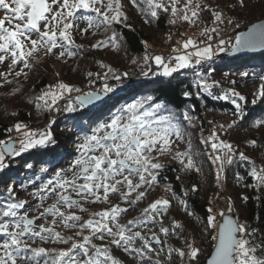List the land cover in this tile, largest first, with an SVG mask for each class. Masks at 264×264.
Listing matches in <instances>:
<instances>
[{
	"label": "snow or ice",
	"instance_id": "1",
	"mask_svg": "<svg viewBox=\"0 0 264 264\" xmlns=\"http://www.w3.org/2000/svg\"><path fill=\"white\" fill-rule=\"evenodd\" d=\"M130 2L136 6L142 2L146 7H140V11L152 18H158V10L164 13L170 12L168 21L170 24H176L178 20L190 26L202 24L204 22L201 19V13L208 11L212 17L211 22L215 26L203 27L200 35L209 41L213 39V34H218L219 25L225 20L222 10L212 8L203 3V0H130ZM237 3L240 7L246 6V0H237ZM122 8L121 0H0V10L5 13L3 18H0V64L8 59L11 61L8 65L9 71L0 72V78L3 80L0 87H3V84L12 83L8 77L13 75L14 66L21 63L23 67L15 71L14 75L15 77L22 75L27 77L24 69L32 66L29 59L35 57L41 49L44 50L45 56L53 55L55 54L54 49H59L56 54L57 59L76 55L69 50L68 46L78 48L82 46L76 45L73 30H78L81 34L89 29L98 30L102 26L107 30L112 24H119L128 19ZM79 21H84L87 27L78 28ZM149 22L145 20V23ZM228 23L231 24L232 21L228 20ZM116 39L115 33L109 37L114 49L118 48ZM218 44L223 46L225 41L221 39ZM101 46L107 47L108 41H97L92 45L93 48ZM256 48H264V23L253 25L247 34L237 35L232 51L239 52ZM189 49L192 50L188 51ZM172 51L176 55L170 56L168 62L162 55L150 57L147 54L144 57L145 62L154 59L157 65L162 66V75L170 77L180 69L192 67L193 64L200 65L202 61L210 60L215 54L211 44L199 47L192 38H186L179 49L173 48ZM218 51L223 52L225 48L219 47ZM133 63L136 61L133 60ZM101 67L107 69L103 73V79L107 80L108 75L111 74L113 80H121V76L110 66L101 64ZM142 75L147 76L148 72L142 71ZM196 75L199 77L198 83L201 91L209 95H212L210 89L213 85L220 86L218 81L208 83L206 77L210 76V73L197 72ZM239 75L246 77L249 73L241 72ZM93 76L100 78L101 74L91 71L87 73V77ZM260 80L264 81V76H261ZM91 83L93 81L89 79V84ZM229 83L234 85L236 81L231 80ZM19 91V87L14 89V92ZM113 91L112 86L105 84L102 92H84L79 87L57 81L36 96L35 100L28 102L42 101V105L35 103L38 109L43 107L47 110L58 111L60 109L55 106L59 99L64 98L65 93H77L75 96H69L70 102L63 108V111L74 112L77 107L86 108L94 102L101 101L103 96ZM183 95L187 97L191 93L184 91ZM255 95L264 98V83L260 84ZM233 97L240 101L245 100V96L235 88H229L223 92V95L214 98L228 100ZM152 99L149 96L125 105L112 114L108 121L99 123L91 129L90 135L78 137L80 143L76 145V150L79 155L74 162L67 168L57 170L53 179L40 185L30 194L34 198H39L41 202L50 196L55 197V202L47 207H43L42 203L37 204L33 211H38L39 215L30 218L28 211L20 213L19 210L25 209L28 201L16 200L13 186L10 185L7 188L8 201L0 205V264H121V261L111 254L110 245L122 246L125 252L136 254L140 264H145V262L146 264H161L159 251L153 249L150 243V240H154L157 244L161 243L160 237L150 228L148 229L149 236L142 231H133L129 225L147 228L149 222H158L160 233L167 236L170 228L163 226L162 213L167 212L170 207L169 200H154L142 209L140 217L127 221V224H120L117 221L121 213L128 211L127 208H121L119 205L94 212L87 220H82L80 215L71 211L73 208L81 212L88 211L82 202L109 203L110 194H118L122 201L133 205L141 201L147 189L157 183L158 170L164 167L159 162L158 156L172 154L175 141L172 140L171 134L174 132L177 139H182V132L179 127L170 123V117H162L154 122L148 119L154 115V112L144 109L145 104ZM232 103L242 113L243 110L237 100L232 99ZM252 103L255 104L256 100L254 99ZM162 107L163 105L160 104L154 106L156 110ZM183 119L191 123L194 118L185 111ZM166 121L168 123H165ZM235 123L234 120L227 126L220 125L219 127L222 130L225 127L232 128ZM255 126L264 127V120H259ZM6 131L9 134L15 131L22 138L18 140L19 147H16L15 142L0 140V146H2L0 147V172L9 166L5 162L6 156L20 157L29 150L46 149L55 144L50 131L32 130L22 123H15ZM11 139L10 136L9 140ZM204 142H211L210 147L213 154L209 155V159L217 165V179L219 180L225 166L233 163V157L236 155L233 145L220 140L215 130ZM248 143L254 147L257 142L250 140ZM154 152L156 156L153 155ZM172 158L178 160L187 170L200 171L188 150L175 151ZM239 159L248 162L250 168L248 174L264 188V166H257L243 152L239 153ZM26 167L31 169L33 165L27 163ZM40 172L47 173L48 168L41 167ZM142 188H145V191H140ZM193 191H195V186ZM73 193L78 199L73 198ZM134 193L135 196L132 198ZM181 204L191 216L192 213L187 210L186 203L181 201ZM41 207L43 210L39 211ZM208 212L211 213L212 209L209 208ZM220 215L223 216L224 213ZM49 216L51 220L47 226L35 224L36 220L47 219ZM158 217L161 219L158 220ZM109 221L112 222V226ZM215 223L216 217L209 215L205 225L206 230L212 228ZM58 226L75 230V237L80 239L63 236L60 231L56 230ZM173 227L181 229L182 225L173 221ZM85 230L88 231V235H84ZM106 237L111 238L110 245H97L92 242L93 238L103 241ZM254 237L255 229H249L245 223L238 220L225 219L217 235L212 237L217 243L206 264H264V241L257 243ZM37 238L41 242L61 243L68 247L63 249L33 247L30 241L34 243ZM137 239L142 242L139 247L134 246ZM184 246L187 251L172 249L169 256L171 252H175L181 258L187 257L189 264H194L198 259L199 249L195 247L194 242H189L187 239H185ZM153 252L157 254L156 259H153L151 255Z\"/></svg>",
	"mask_w": 264,
	"mask_h": 264
},
{
	"label": "trees",
	"instance_id": "2",
	"mask_svg": "<svg viewBox=\"0 0 264 264\" xmlns=\"http://www.w3.org/2000/svg\"><path fill=\"white\" fill-rule=\"evenodd\" d=\"M212 1L213 5H210L208 0H203V3L210 5L214 9L221 5L229 17L226 21V26L228 25L229 27L228 36L226 33L223 39L225 44L223 46L220 45L225 48V51H220L210 60L202 61L200 65L194 64L192 67L180 69L170 77H165L162 73L157 72L155 63L145 62L144 57L149 51L151 43L159 41L162 36L170 35L173 38L185 36L186 30H190L200 39L202 37L200 35L201 29L205 26H213L212 17L208 11H204L201 14V19L204 22L202 24L198 23L196 26H190L180 20L176 24H170L168 22L170 12L164 13L158 10V18H152L150 15L140 11V7H146L142 2L139 6H136L130 0H121L122 11L128 17L126 21L119 24L114 23L107 30L103 26L98 30L89 29L87 33H94L93 35L99 36L93 43L86 44L87 46L78 43L79 38L73 33L76 45L82 46L79 48L68 46L70 51L76 53L73 56L75 59L88 58L93 64L89 71L100 73L101 75L107 71L106 68L101 67V64L110 66L121 76V80H113L111 74L108 75L107 80L99 79L98 86L101 92L105 84L114 88V91L108 94V99L100 105L90 108L77 107L74 112L63 111L69 101L67 97L75 96L76 94L73 95L71 93L57 102L55 107L61 111L57 117L52 118V110L40 108L44 119H48L44 127L51 128L55 144L50 145L46 149L29 150L20 157H7L6 163L9 166L6 170L0 172V205L8 201L7 188L11 185L14 188L16 200L28 201L25 209L19 210L20 213L28 211V214H30L29 210L33 208L30 204L37 199L30 194L37 187L54 178L53 172L59 167V161L68 157L71 159L78 157L79 153L76 150V144L80 141L78 137L82 138L84 135H90L91 129L95 128L99 123L108 121L112 114L125 105L151 96L153 99L145 104L144 110H152L154 112L153 117L155 115L160 118L170 117V123L179 127L182 135L187 138V146L183 151L188 150L190 152L200 171L187 170L178 160L160 158L159 162L164 167L158 170L157 183L153 186H161V190L167 188L174 196L168 208L167 218L163 219V226L169 227L170 232L167 236L160 233V224L158 222H149L147 228L136 227L135 225H129V227L133 231H142V233L149 236L148 229L150 228L152 232L160 235L161 243L157 244L154 240H150V243L153 249L159 251L161 264H180V257L175 252H171V256H169V252L182 243V238L186 235V229H174L173 221L183 224L184 228L191 226L193 222L196 224L202 223V227L204 226L202 232L204 248L202 247L199 250L198 257L202 259L200 264H206V260L214 246L215 240L212 237L215 236L216 230L215 225L208 230L205 228L208 216L213 213V210L209 213L208 209L213 207L214 201L220 200L222 194H224L217 182V165L209 159V155L213 154L210 147L211 142H204L212 131L216 129L214 116L207 114V111H210L226 114L230 123L234 120L236 121L235 125L229 128L227 132L230 144L233 145L236 155L233 157V163L226 165L224 172L220 175L223 176L226 187L232 188L231 198L228 199L231 211L236 210L239 222H248L250 229H255L254 239L257 243L264 241V188L259 186L257 181L248 174L250 171L248 162L239 159V153L243 152L257 166H264V127L257 128L255 126L259 120H264V98L255 95L260 84L264 83V81L260 80V77L264 76V53L221 55L232 49L235 44V37L246 24L264 18V5H259L264 0H246V6L244 7H240L237 0ZM84 14L93 15L91 13ZM146 19L150 22L145 23ZM228 20H231L232 23L229 24ZM81 22L85 24L86 28V23L84 21ZM113 33L117 37V49L112 48L109 40ZM105 40L108 41L107 47L93 48L91 46L97 41ZM145 42L147 43L145 44ZM103 50L112 52L116 56L110 59L99 57L98 52L101 53ZM55 51L58 52L59 49H54V53ZM40 55L44 61L42 59L39 62L36 61L33 67H39L41 77L36 82L33 90L27 92L28 94L19 91V93H6L0 96V140L15 133L13 131V133L9 134L6 131L7 128L12 127L15 123H29L36 119L34 117L36 114L34 111L36 108L35 103L42 105L43 102L29 103V100H35V97L40 95L42 91L47 90L50 84H55L57 81L64 82L62 78L58 77L54 67L51 66L52 61H49L54 54L45 56L44 50L41 49L35 57ZM133 60L136 63H133ZM30 62L33 64V60ZM89 71H84L82 75L87 77ZM142 71H147L148 75L143 76ZM197 72L201 74L210 73V76L206 77L209 84H212L213 81L219 82V87L213 85L210 89L212 95L201 91L198 83L199 77L196 75ZM241 72H247L249 75L246 77L240 76ZM124 73H127V75H124ZM89 79L87 77L83 82L87 84ZM231 80H235L236 84H230L229 81ZM229 88H235L236 91L245 96V100L240 101L236 97L228 100L214 98L223 95V92ZM184 91L190 92L191 95L185 97L183 95ZM232 99L237 100L243 110L242 113L237 110L236 105L232 103ZM254 99L256 100L255 104L252 103ZM156 104L163 105V107L156 110L154 108ZM185 111L194 118L191 123L183 119ZM250 140H256V146H251L248 143ZM189 145L191 146L190 148ZM27 163H31L33 167L28 169L26 167ZM41 167H47L48 172L41 173ZM194 186L195 191H193ZM23 191L27 192L24 197L21 196ZM245 197L247 199H244ZM181 201L186 203L187 210L192 213L191 216L184 210ZM176 203L178 206L174 207ZM175 208H178L179 213H181V221L178 220ZM141 211L134 212L128 217H120L119 223L127 224V221L140 217ZM157 219L159 220L161 217ZM70 236L77 240L80 239L75 237L74 232H71ZM109 240L107 238L104 242L101 240L97 242L98 239L93 238L92 242L97 245H110ZM30 243H32L33 247L56 249L68 247V245L61 243L41 242L38 238L34 243L31 241ZM141 243L137 239L134 246L139 247ZM110 249L111 254L119 259L121 264H140L136 254L125 252L122 246L110 245ZM151 255L153 259L157 258L156 252L151 253Z\"/></svg>",
	"mask_w": 264,
	"mask_h": 264
},
{
	"label": "rangeland",
	"instance_id": "3",
	"mask_svg": "<svg viewBox=\"0 0 264 264\" xmlns=\"http://www.w3.org/2000/svg\"><path fill=\"white\" fill-rule=\"evenodd\" d=\"M210 5H213V1L212 0H208ZM212 3V4H211ZM223 5V4H222ZM260 6L264 5V2L259 3ZM215 9L217 10H222L223 14H224V23L219 25V30H218V34H213V39L211 40V45L213 44V40H221L224 39L226 33L228 36V32H229V27L228 25L226 26V21L227 19H229L228 15L226 14L227 12L221 7V5H218V7H216ZM202 14V13H201ZM5 15V13L0 10V18H3V16ZM264 19V18H263ZM262 20V19H260ZM260 20H255L252 22H249L248 24L245 25L248 26L254 22L260 21ZM213 26H209V27H214ZM244 27V28H245ZM78 28L83 29L85 28V24L82 23L81 21L78 22ZM242 28V30L244 29ZM241 30V31H242ZM228 31V32H227ZM241 31L237 34L239 35L241 33ZM73 33L75 36H77V38H79V42L80 44H84V45H88L93 43V41H96L97 37L99 35H93L89 34L87 32L84 33H80L78 30H73ZM171 37L170 35L168 36H162V38L159 41L156 42H152L149 51L147 52V55L149 53H154L155 55H162L163 57H165V53H171L173 56L176 55V53H174L172 50L173 48H177L179 49L183 43V41L186 38H192L194 41L196 40V42L198 43L199 47H204L206 45V43L210 42L209 40H207L206 37H201L200 39L198 38V36L196 37L190 30H186L185 31V36H180V37H176V38H169ZM35 38V37H34ZM200 41H204V43H200ZM86 45V46H87ZM92 46V45H91ZM215 54L219 53L220 51H218V48L221 47L219 44L214 46L212 45ZM192 49H189L188 51H191ZM58 52L55 51V54L53 56L50 57V62L52 61V65L54 67V70L56 71V74L58 73V77L62 78V80L64 81V83H68L69 85H73L75 87H79L82 89V91L87 92V91H100L101 89L99 88L98 84H99V79L103 78V74L101 75L100 78H97L96 76L92 77V81L93 83L86 84L84 81V79H87V77L83 76L82 73L84 71H89L92 68V65L90 60H88V58L82 57V58H77L75 59V57L71 56H65L61 59H57V55ZM214 54V55H215ZM99 57H104V59H110L111 57L114 58L116 56V54H113L112 52H108V51H101V53L98 52ZM213 55V56H214ZM40 57V58H39ZM37 58H39L38 60L40 61V59H42L44 61V59L40 56L32 58L33 60V64L30 62L32 60L29 59V63L32 65L30 68H26L24 69V71L27 73V77L25 76H20V77H15L14 72L15 71H19L20 68L23 67V64H19L17 66H14L13 68V75L9 76L8 79L12 80L11 84H3V87H0V96L2 94H6V93H15L14 89L16 88H20L21 92H24L25 94H28L27 92H31L33 90V87L36 86V82L39 81L40 77H41V70L39 69V67H33V65L36 64ZM169 58V57H168ZM79 59V61H77ZM153 60V59H151ZM151 60H148L147 62H151ZM166 61V59H165ZM10 59L6 60V62H4L3 64H0V72H8V65L10 64ZM167 62V61H166ZM155 63V61H154ZM38 64V63H37ZM151 64V63H150ZM156 64V63H155ZM157 65V64H156ZM194 65V64H193ZM157 72L162 73L163 72V68L162 66L157 65ZM0 83H3L2 78H0ZM80 83V84H79ZM83 86V87H82ZM101 92V91H100ZM19 93V92H17ZM75 93H73L74 95ZM68 95V93H65L64 96ZM77 95V93L75 94ZM69 98V97H67ZM61 99H59L57 102H59ZM70 102V100L68 101V103ZM37 108V107H36ZM35 108V115L34 117L36 118L33 122H21L22 124H25L28 126L29 129L32 130H36V131H50L51 132V128L47 127L45 128L44 125L46 124V122H48V119L45 120L43 117V113H41V109H36ZM61 111H57V110H52V118L57 117L58 115H60ZM208 115H213L214 116V120L216 121V133L219 137L220 140H224L228 143H230L229 138L227 136V132L229 130V128L225 127V129H221L219 126L220 125H225L227 126L230 121H229V117L226 116V114L224 113H219V112H210L207 111ZM51 118V119H52ZM150 121H158L161 118L160 117H153L151 116V118H148ZM35 122V123H34ZM34 123V124H31ZM165 123H168L167 121ZM173 125V124H172ZM11 136V140H16V147H19L18 145V140L22 137H20L17 133H14L12 135H9L1 140L4 141H9V137ZM171 138L173 141H175V143L173 144L172 148H173V152L172 154H167V155H160L158 156V160L161 159H173L172 155L174 154L175 151H183L185 149V147L187 146V138L185 136L182 135V139H177V137L175 136V133L173 132L171 134ZM80 143V141L78 142ZM77 143V144H78ZM76 144V145H77ZM2 147V146H0ZM154 156H156L157 154L154 152L153 153ZM77 157V156H75ZM7 159V156H6ZM76 158H65L61 161H59V167L56 168L54 170L53 173H55L57 170L61 169V168H67L70 164H72L74 162ZM6 162V161H5ZM70 175V173H69ZM53 179V178H52ZM217 182L219 183L221 189L224 191V194H222L220 200H216L213 203V207H211V209L213 210V213L211 214L212 216L216 217V223L215 226V236L217 235V231H218V227H219V222L221 221V219L223 218V216H221V213H235L237 216V212L235 211H229V207L230 204L228 202V199L231 198V193H232V188L230 187H226V183L223 180V176L220 175L219 180L217 179ZM160 187L158 186H152L151 189H147L146 191V195L145 197L141 200L138 201L136 204L133 205H129L128 203L122 201L119 197L118 194H110L109 196V203H103V202H95V203H91V202H82L83 206L88 210L86 212H81L79 211V209L73 208L71 209V211H74L77 215H80L82 217V220H87L89 218H91V214L107 208H110L113 205H119L121 208H127L128 211L126 213H121L120 216H118L117 221L120 222V217L124 218V217H128L130 214H133L134 212H138L139 210H142L143 208L147 207L149 203L153 202L156 199H167L171 201L174 199V196L168 191V189H160ZM161 190V191H160ZM140 191H145V188L140 189ZM160 191V192H159ZM27 192L22 193V197L25 196ZM162 193V194H161ZM170 194V195H169ZM74 198L78 199L75 194H72ZM135 193L133 194L134 198ZM55 202V197L54 196H50L49 198L45 199L44 201H40L39 198L36 199V201H34L32 204H30V206H32L29 210V217H33V216H37L39 215L38 211H33V209L36 208L38 203H42L43 207H47L49 205H51L52 203ZM177 203L174 205V207H177ZM43 207H41L39 209V211L43 210ZM173 207V208H174ZM64 211H69L67 209H62ZM171 211V210H170ZM175 211L177 213L178 216V220L181 221V213H179V209L175 208ZM173 212V211H172ZM167 212L162 213V219L167 218ZM98 219V218H97ZM51 217H47V219L45 218H41L39 220H36L35 224L39 225V224H45V226H47V224L50 222ZM238 220V218H237ZM110 226H112V222L109 221ZM249 229H250V224L248 222L245 223ZM182 225L181 230H185L186 229V235L184 238H182V243L180 245L175 246L173 249H181L184 251H187V249L185 248V239H187L189 242H194L195 247H197L199 250H201V248L203 247V227H202V223L200 224H196L195 222H193L191 224V226L189 225L187 228H184V225ZM202 227V228H200ZM57 231H60L61 234L65 237L70 236L71 232H74L75 230H68L63 228L62 226H58L56 227ZM88 235V231L85 230L84 235ZM159 237H161L160 235H158ZM110 239V237H106V239ZM110 240L108 242H110ZM100 240L98 239L97 242H99ZM105 240H103L104 242ZM216 243V240L214 241V245ZM66 247V246H65ZM214 247V246H213ZM204 248V247H203ZM211 253V252H210ZM177 254V253H176ZM180 264H189L188 258L184 257L181 258L180 257ZM129 261H131L130 259H128ZM202 261V259L200 257H198V259L194 262V264H200Z\"/></svg>",
	"mask_w": 264,
	"mask_h": 264
},
{
	"label": "water",
	"instance_id": "4",
	"mask_svg": "<svg viewBox=\"0 0 264 264\" xmlns=\"http://www.w3.org/2000/svg\"><path fill=\"white\" fill-rule=\"evenodd\" d=\"M260 23H264V19H262V20H260V21H257V22H254V23H252V24L246 26V27L241 31V33L247 34V33L250 31V29H252V26H253V25H258V24H260ZM241 33H240V34H241ZM240 53H251V54H254V53H264V48H256V49H254V50H241V51H239V52H233L232 50H230V51H226V52L222 53L221 55H237V54H240ZM96 92H100V91H96ZM107 99H108V95H107V96H103V98H102L101 101L94 102V104H92V105H88L87 108H90V107H93V106L100 105L101 103H103V102L106 101ZM7 142H15V144H16V140H11V141L9 140V141H7ZM227 218H231V219H233V220H237V216H236L235 213H226V214L223 215V218H222L221 221L219 222V227L223 224L224 220L227 219ZM35 223H36V222H35ZM219 227H218V229H219ZM217 232H218V231H217ZM216 243H217V241H216ZM216 243H215V244H216ZM213 250H214V247H213L211 253L213 252ZM211 253H210V254H211ZM209 258H210V255H209V257H208L207 259H209ZM206 261H207V260H206Z\"/></svg>",
	"mask_w": 264,
	"mask_h": 264
},
{
	"label": "built area",
	"instance_id": "5",
	"mask_svg": "<svg viewBox=\"0 0 264 264\" xmlns=\"http://www.w3.org/2000/svg\"><path fill=\"white\" fill-rule=\"evenodd\" d=\"M150 54H152V53H150Z\"/></svg>",
	"mask_w": 264,
	"mask_h": 264
}]
</instances>
